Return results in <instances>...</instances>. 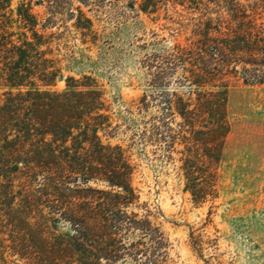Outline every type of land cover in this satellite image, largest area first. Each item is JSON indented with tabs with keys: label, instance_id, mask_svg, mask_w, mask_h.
<instances>
[{
	"label": "trees",
	"instance_id": "16d2710c",
	"mask_svg": "<svg viewBox=\"0 0 264 264\" xmlns=\"http://www.w3.org/2000/svg\"><path fill=\"white\" fill-rule=\"evenodd\" d=\"M11 1L0 0V264L3 251L22 264H97L111 214L136 199L133 167L120 146L102 139L111 123L96 82L70 77L64 90H54L62 78L54 36L37 29L30 5L13 11ZM128 1L136 10L137 0ZM176 1L198 14L189 43L171 49L196 90L169 107L180 119L178 144L201 152L185 149L179 161L185 190L204 202L214 193L230 131L228 78L240 66L250 78L244 83L264 84V17L258 7L233 1L223 2V17L216 0H142L138 10L153 14L159 3ZM74 26L87 43L93 24L80 9ZM58 223L71 232L56 234Z\"/></svg>",
	"mask_w": 264,
	"mask_h": 264
},
{
	"label": "rangeland",
	"instance_id": "374dc122",
	"mask_svg": "<svg viewBox=\"0 0 264 264\" xmlns=\"http://www.w3.org/2000/svg\"><path fill=\"white\" fill-rule=\"evenodd\" d=\"M216 1L223 17V2L231 1L258 7L264 17V0ZM141 2L136 11L128 0H56L47 6L11 1L13 11L30 5L37 29L43 25L54 36L62 77L54 90H64L70 77L96 82L111 123L102 139L120 146L133 167L136 199L111 214L97 264H264V84L244 83L250 78L242 77L240 66L228 78L230 131L216 164L214 193L195 202L179 161L193 148L178 144L180 119L169 102L194 97L196 88L171 49L189 43L198 14L179 1L161 2L146 14L138 10ZM77 9L93 24L87 43L74 26ZM55 229L71 232L65 223ZM3 256L6 264H22L12 253Z\"/></svg>",
	"mask_w": 264,
	"mask_h": 264
}]
</instances>
